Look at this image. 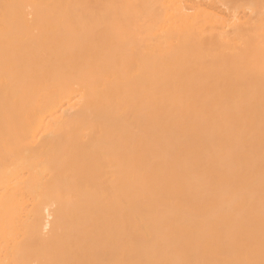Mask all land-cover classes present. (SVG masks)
<instances>
[{
    "label": "bare ground",
    "instance_id": "obj_1",
    "mask_svg": "<svg viewBox=\"0 0 264 264\" xmlns=\"http://www.w3.org/2000/svg\"><path fill=\"white\" fill-rule=\"evenodd\" d=\"M0 264H264V0H0Z\"/></svg>",
    "mask_w": 264,
    "mask_h": 264
}]
</instances>
